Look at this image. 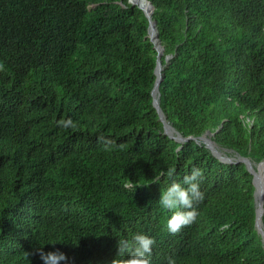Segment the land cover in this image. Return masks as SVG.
<instances>
[{"label":"trees","instance_id":"obj_1","mask_svg":"<svg viewBox=\"0 0 264 264\" xmlns=\"http://www.w3.org/2000/svg\"><path fill=\"white\" fill-rule=\"evenodd\" d=\"M147 1L164 48L160 106L194 138L184 144L153 104L158 52L139 6L0 0V264H43L37 248L107 264L135 233L155 241L150 264H264L253 175L199 140L264 162V0ZM193 167L204 199L173 235L160 194L187 187Z\"/></svg>","mask_w":264,"mask_h":264},{"label":"clouds","instance_id":"obj_2","mask_svg":"<svg viewBox=\"0 0 264 264\" xmlns=\"http://www.w3.org/2000/svg\"><path fill=\"white\" fill-rule=\"evenodd\" d=\"M4 70V65L0 64V71ZM63 127H74L71 119L58 121ZM99 141L105 145V150H110L109 146L114 145L115 141H106L103 136L99 137ZM119 147L123 148L121 144ZM174 169H167L166 172L161 171L154 178L155 183L160 182L162 176L171 179L174 175ZM203 178V171L198 167L191 169L190 175L183 177V185L180 182L173 181L169 186L162 189L159 204L161 207L172 210L170 218L167 220L166 227L169 233L175 235L185 226H189L195 222L198 212L194 208V203L203 201L204 194L200 190V180ZM154 239L143 233L133 234L130 240L121 239L117 241V253L111 258L107 264H150V256ZM31 255H38L43 264H61L67 261V256L58 248L45 251L44 248H37ZM167 264H176L174 257H167Z\"/></svg>","mask_w":264,"mask_h":264},{"label":"water","instance_id":"obj_3","mask_svg":"<svg viewBox=\"0 0 264 264\" xmlns=\"http://www.w3.org/2000/svg\"><path fill=\"white\" fill-rule=\"evenodd\" d=\"M136 0H131V3L133 5H137L139 6L138 4L135 3ZM147 1V0H145ZM147 3L149 4V9H150V12H147L145 9H143L142 7H140L146 14L149 22H150V27H149V38L150 40L153 42L157 52H158V60H157V67H156V71H155V74L157 76V79H156V83H155V86H154V89L152 91V96H153V99H154V107L156 108L158 114H159V117H160V121L164 124V133L166 135H168L171 139H174L176 140L177 142L181 143V144H184L186 142H188L189 140L191 139H194L192 137L190 138H185L181 135V133L179 131H177L173 125H171L168 120H167V116L163 113L162 109H161V106H160V100H161V93H160V84L161 82L163 81V66H162V60H161V57L164 53V48L162 47L161 43H160V40H159V31L157 29V22L156 21H152V15H153V12H154V7L152 6L151 3H149L147 1ZM154 30V35H152L151 33V30ZM160 67L162 68L161 70ZM168 125H169V128H168ZM196 140V139H195ZM200 141H204V144L206 145V147L212 152V154L217 157L220 161H222L223 163H226V164H235V163H244L246 165V168L247 170L253 175L254 177V180H253V184L255 186V205H256V230L258 231L259 235L261 236L262 238V241H263V245H264V222H263V216H264V181L261 182L260 185H258L257 183V173L256 171L258 170L255 169L254 167V163L248 159V158H243V157H240L238 160H235V159H232L230 157H228L227 155H225L226 151L225 149H221L222 152L224 154H222L217 148L218 145L210 138V135L209 133H207L206 135H204L203 137H200L199 138ZM264 165V162L260 163L258 166H262ZM258 172V171H257ZM258 192H260V197L262 199V210L261 212H259L258 210V207H257V197H258Z\"/></svg>","mask_w":264,"mask_h":264},{"label":"bare ground","instance_id":"obj_4","mask_svg":"<svg viewBox=\"0 0 264 264\" xmlns=\"http://www.w3.org/2000/svg\"><path fill=\"white\" fill-rule=\"evenodd\" d=\"M147 1L145 0H136L135 3L138 4L140 7H142L143 9H145L147 12H150V9L148 10L149 8V4L146 3ZM151 33L152 35H154V30L152 29L151 30ZM162 68L160 67L159 70H161ZM168 128H169V125H168ZM170 129V128H169ZM222 154H224L222 152V150L220 148H217ZM227 155V154H225ZM228 156V155H227ZM255 167V166H254ZM261 168L264 167V165L260 166ZM260 167L258 168V172L256 171L257 173V183L258 185L261 184V182L264 181V168L263 169V172L260 171ZM262 199L260 197V192H258V197H257V207H258V210L262 207ZM262 209H260V212H261Z\"/></svg>","mask_w":264,"mask_h":264},{"label":"rangeland","instance_id":"obj_5","mask_svg":"<svg viewBox=\"0 0 264 264\" xmlns=\"http://www.w3.org/2000/svg\"><path fill=\"white\" fill-rule=\"evenodd\" d=\"M200 143H203L204 144V141H200ZM226 151V150H225ZM228 151H226L225 153L228 155V157H230V158H232V159H235V160H238L240 157L237 155V154H235V153H232V152H228ZM255 169H257L258 167H260V166H258V165H255ZM258 171V170H257ZM260 171L261 172H263V169L260 167ZM260 209H262V207L260 208ZM260 209H259V212H260Z\"/></svg>","mask_w":264,"mask_h":264}]
</instances>
